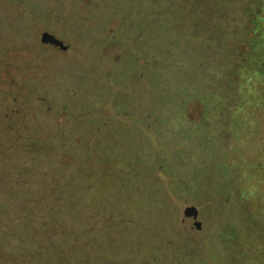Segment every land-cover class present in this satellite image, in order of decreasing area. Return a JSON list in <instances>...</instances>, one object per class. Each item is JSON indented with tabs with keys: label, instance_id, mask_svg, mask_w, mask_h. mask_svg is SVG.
Returning <instances> with one entry per match:
<instances>
[{
	"label": "rangeland",
	"instance_id": "rangeland-1",
	"mask_svg": "<svg viewBox=\"0 0 264 264\" xmlns=\"http://www.w3.org/2000/svg\"><path fill=\"white\" fill-rule=\"evenodd\" d=\"M243 15L233 0H0L5 126H101L134 166L112 167L102 264H264V75L240 55Z\"/></svg>",
	"mask_w": 264,
	"mask_h": 264
},
{
	"label": "trees",
	"instance_id": "trees-1",
	"mask_svg": "<svg viewBox=\"0 0 264 264\" xmlns=\"http://www.w3.org/2000/svg\"><path fill=\"white\" fill-rule=\"evenodd\" d=\"M233 1L236 7L243 6L245 15L240 55L264 75V0ZM136 36L143 38L140 31ZM16 116L0 115V168H5L0 171V264H102V245L112 238L107 234L103 240L100 224L107 212H102L101 204L121 193L113 187V165L134 168L128 155H121L126 146L107 138L101 126L64 137L56 136L58 130L48 134L41 128L5 126ZM94 135L98 138L90 142ZM54 140L61 144L49 155L45 150ZM18 145L23 155L18 154ZM68 153L82 154L72 159L69 169L62 164ZM102 183L113 188L99 191ZM171 260L177 263L176 257Z\"/></svg>",
	"mask_w": 264,
	"mask_h": 264
},
{
	"label": "water",
	"instance_id": "water-1",
	"mask_svg": "<svg viewBox=\"0 0 264 264\" xmlns=\"http://www.w3.org/2000/svg\"><path fill=\"white\" fill-rule=\"evenodd\" d=\"M42 42L44 44H47L51 46L52 48L65 51L67 49V46L63 44L62 41L57 39L55 36L49 34V33H44L42 35ZM186 218L194 224L196 222V216H197V211L194 208H190L189 210L186 211Z\"/></svg>",
	"mask_w": 264,
	"mask_h": 264
}]
</instances>
